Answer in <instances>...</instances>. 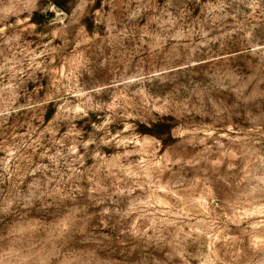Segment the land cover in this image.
Segmentation results:
<instances>
[{"label": "rangeland", "instance_id": "rangeland-1", "mask_svg": "<svg viewBox=\"0 0 264 264\" xmlns=\"http://www.w3.org/2000/svg\"><path fill=\"white\" fill-rule=\"evenodd\" d=\"M0 264H264V0H0Z\"/></svg>", "mask_w": 264, "mask_h": 264}]
</instances>
